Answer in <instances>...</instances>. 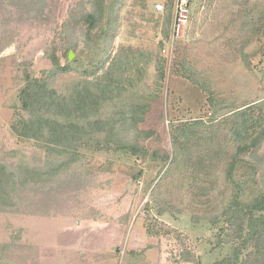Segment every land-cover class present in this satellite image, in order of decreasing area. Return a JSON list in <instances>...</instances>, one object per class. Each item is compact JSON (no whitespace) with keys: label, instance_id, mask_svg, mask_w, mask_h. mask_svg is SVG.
<instances>
[{"label":"rangeland","instance_id":"obj_1","mask_svg":"<svg viewBox=\"0 0 264 264\" xmlns=\"http://www.w3.org/2000/svg\"><path fill=\"white\" fill-rule=\"evenodd\" d=\"M94 7L102 18L87 33L82 17ZM116 55L127 68L137 60L130 74L153 96L135 126L142 135H124L144 156L95 143L101 134L76 155L17 134L21 93H34L53 61L74 67L49 79L64 94L79 71ZM242 109L253 133L264 122V0H196L179 37L170 0H0V164L11 180L0 201V264H212L229 256L213 215L228 200L223 178L233 155L256 168L246 195L264 190V138L255 152L238 153L232 129ZM184 130L193 132L189 143Z\"/></svg>","mask_w":264,"mask_h":264},{"label":"trees","instance_id":"obj_2","mask_svg":"<svg viewBox=\"0 0 264 264\" xmlns=\"http://www.w3.org/2000/svg\"><path fill=\"white\" fill-rule=\"evenodd\" d=\"M112 6L114 7V5ZM167 15L170 16L168 13ZM101 18L102 14L95 7L82 17L84 23L87 24V33L96 27ZM166 25H168V21ZM107 60L106 58L97 64L94 67L95 70L79 71V75L68 85L69 89L64 94L57 93L51 87L49 79L52 81L60 74L72 71L74 67L69 63H67L68 65H61L60 62L53 61V69L49 71L48 77L37 83L34 93H21L20 109L22 114H17V123L13 127L18 131L17 134L24 139L42 138L46 142H55L64 149L63 154L71 153L73 155H76L73 149L78 148L83 142H89L96 134H101V137L95 138V143L102 142L111 145L116 152L125 154L130 152L131 155L144 156L147 150L139 147L134 141L125 142L124 135L129 131L128 129L134 133V137L137 136L136 139L142 135L135 126L144 120L147 113L146 102L148 98L150 100L153 96L140 89V83H137L142 82L140 76L135 80L134 75L130 74L132 68L137 67L135 62L137 60L129 61L133 64L129 68L124 66L123 61L127 60L125 57L116 55L109 63ZM159 63L161 64V62ZM156 70L157 81L162 82L164 79L163 69L157 65ZM99 71L101 72L98 74ZM126 93L130 97L124 100L122 95ZM119 98L122 99L117 103L116 99ZM109 105L111 110L108 111L106 108ZM258 106L260 105L257 104ZM242 113L243 109L234 114L240 122H237L232 129L233 134L240 138L238 153L249 152L250 150L255 152L264 138V122L259 129L249 133L248 127L242 122L246 121L242 118L244 114ZM183 134L186 143H189L193 132L184 130ZM143 135L148 137L152 133L146 132ZM173 137V162L176 163L180 149L177 136L174 135ZM241 138H243V142ZM209 153L207 156L212 155ZM236 156L233 155L227 164L224 173L225 178H223L227 185L232 186L228 193V200L219 207L218 214L213 215L217 217V220L222 219L223 222L222 227H220L221 233L218 237V243L221 246L225 243L230 245L231 252L229 256L212 264H239L242 258L253 259L254 264H264V190L251 197L246 195L249 182H254L252 176L255 174L256 168L249 162H239ZM168 159L169 157L166 155L163 161L167 162ZM239 168L246 169L244 171L246 172V179L236 180L235 173ZM8 173L9 170L0 164V201H4L7 191L6 185L11 182ZM213 180L215 184L219 183L216 177ZM216 221L211 220L210 223L215 225ZM245 250L247 253L242 257L241 254Z\"/></svg>","mask_w":264,"mask_h":264},{"label":"built area","instance_id":"obj_3","mask_svg":"<svg viewBox=\"0 0 264 264\" xmlns=\"http://www.w3.org/2000/svg\"><path fill=\"white\" fill-rule=\"evenodd\" d=\"M196 0H170L172 5V35L179 37L184 31L190 16L192 4ZM164 5H155L156 12H164ZM165 52V50L163 51Z\"/></svg>","mask_w":264,"mask_h":264},{"label":"water","instance_id":"obj_4","mask_svg":"<svg viewBox=\"0 0 264 264\" xmlns=\"http://www.w3.org/2000/svg\"><path fill=\"white\" fill-rule=\"evenodd\" d=\"M70 57V56H69Z\"/></svg>","mask_w":264,"mask_h":264}]
</instances>
